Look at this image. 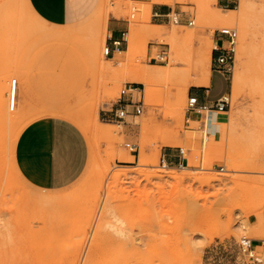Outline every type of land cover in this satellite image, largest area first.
I'll return each mask as SVG.
<instances>
[{
	"label": "rangeland",
	"instance_id": "374dc122",
	"mask_svg": "<svg viewBox=\"0 0 264 264\" xmlns=\"http://www.w3.org/2000/svg\"><path fill=\"white\" fill-rule=\"evenodd\" d=\"M22 1L0 0V264L246 262L240 240L261 234L264 239V54L250 50L253 20L264 12V0L230 3L236 10L249 9L246 32L240 23L221 28L212 20L210 12L229 9L216 2L205 8L195 0L150 7V0H99L92 13L72 22L78 32L69 33L68 41L58 34L61 25L46 23ZM154 4L185 21L157 25ZM140 8L149 21L137 24L133 16ZM110 14L130 24L128 50L114 59L104 54ZM189 19L195 21L191 27ZM151 28L163 35L193 31L197 37L161 42L148 33ZM232 30L238 45L226 80L230 104L214 112L211 119L219 125L210 131L197 114L188 126L192 82L203 69L212 73L214 35ZM209 41L211 56L202 60L200 43ZM160 50L167 52L166 61L155 59ZM153 68L167 74L151 80L148 89L138 79ZM20 74L29 93L22 87L10 110V82L19 81ZM130 85L143 113L121 122L105 119L103 111ZM221 85L225 81L216 75L212 92ZM56 99L70 105L49 108L71 111L61 118L84 132L89 157L76 182L50 191L21 177L16 148L27 126L48 118L36 112ZM28 102L33 107L25 109ZM97 120L100 134L94 132ZM177 148L186 151L188 164L163 168L164 154ZM109 208L113 214L107 216ZM256 252L264 259V247Z\"/></svg>",
	"mask_w": 264,
	"mask_h": 264
},
{
	"label": "crops",
	"instance_id": "0c3cea01",
	"mask_svg": "<svg viewBox=\"0 0 264 264\" xmlns=\"http://www.w3.org/2000/svg\"><path fill=\"white\" fill-rule=\"evenodd\" d=\"M28 1L31 9L33 8L46 23L63 27V30H60L58 34L66 41H68L69 33L78 32L77 27H74L72 22L84 19L96 9L99 2V0H24L22 2L29 6ZM232 2L234 0L216 1L218 6L229 8L228 10L236 9L231 8L230 3ZM170 11V8L154 4L152 14L154 20L157 21L156 24L160 25L167 22L166 16ZM182 17L185 21V17ZM104 27L105 29L107 27L108 33L106 45L111 48L107 58L114 59L118 53L128 50L127 38L130 24L128 21L110 14ZM116 40L121 41L119 50H116L112 44ZM223 40L225 38L222 33L214 35L216 46H220ZM216 75L225 81V86L223 88L221 85L213 93ZM226 80L227 77L212 70L209 83L197 84L196 81L192 82L194 86L189 94L196 95L201 103H212L226 94ZM22 87L26 88L28 94L30 88L27 86L24 76L20 74V80L17 81V98ZM131 96L134 97L133 92ZM69 105V103L59 99L45 104L43 107L47 109L43 110V108L36 113L48 118L30 124L22 132L16 148L17 164L21 171H18L19 174L28 184L31 185L32 183L50 191L60 190L76 182L84 172L89 157V145L84 132L73 122L61 118L62 115H72L71 111L49 108ZM28 107H33V104L28 102L25 109ZM113 109L114 104L109 110L103 111V115H108L107 112ZM164 156L171 161H177L176 150H171Z\"/></svg>",
	"mask_w": 264,
	"mask_h": 264
},
{
	"label": "built area",
	"instance_id": "2783aa9c",
	"mask_svg": "<svg viewBox=\"0 0 264 264\" xmlns=\"http://www.w3.org/2000/svg\"><path fill=\"white\" fill-rule=\"evenodd\" d=\"M167 20L174 24H182L184 22L180 13L171 10L167 16ZM189 26H193L195 21L192 19L187 20ZM225 40L221 41L220 46L214 48V54L212 57L213 70L225 77H227L232 71V64L235 61L237 52V37L238 33L236 30L228 32H222ZM125 40L126 36L124 35ZM113 47L119 50L121 47V41L116 40L112 42ZM111 48L106 45L104 54L106 57L109 56ZM168 54L164 50L158 51L157 57L155 59H160L161 61H166ZM15 84V83H14ZM135 90L130 86H126L125 89L121 91L120 97L114 104V109L108 111V115L104 116L105 119L113 121H124L130 115H141L144 111V104L141 100H135V97L131 96L132 91ZM230 104V97L228 94H224L212 103H201L196 95L188 94L187 97V111L190 115L186 118L185 122L188 126L194 121L192 119V114H197L207 117L214 112L225 111ZM12 109H14V102H12ZM204 125L198 126L200 129ZM205 130H211V125L207 123L205 125ZM125 146L130 151H136L137 145L126 143ZM177 161H171L167 157L163 156L161 159V164L163 168H167L173 164H177L179 167L184 168L185 164H188V158L186 157V151L183 148L176 149ZM264 247V239H250L243 237L238 243L239 250L247 256L248 260L243 264H264V259L257 255L256 248Z\"/></svg>",
	"mask_w": 264,
	"mask_h": 264
},
{
	"label": "bare ground",
	"instance_id": "6f19581e",
	"mask_svg": "<svg viewBox=\"0 0 264 264\" xmlns=\"http://www.w3.org/2000/svg\"><path fill=\"white\" fill-rule=\"evenodd\" d=\"M178 1L179 0H150V1L147 2V4L149 5L148 7H150V5L152 3H155V2L156 3H162V4H168V5H174ZM195 1H196L197 4L199 3L198 5L200 7H202V5H203L206 8V6L207 7L211 6V4H214L217 0H195ZM141 7H142V5H141ZM210 13H211V15L209 17L212 20H214L215 22H218L221 25V28H222V26H225V25H226L225 27H227V25H235L237 23H240L242 25V27H243L242 30L244 32H246L247 26L249 25L248 24V19H249V16H250V11H249V9L247 7H244V6L241 7L239 10H236V9H232V10L222 9L220 11H217V12L216 11H214V12L212 11ZM226 13H232V14H235V15L226 16V15H224ZM115 17L118 18V16H115ZM133 17H134L135 23H137V24L141 20L149 21L148 18H146V17H144L142 15V8H140V11L138 12V14H134ZM223 24H225V25H223ZM253 24H254V26L256 28V33L254 34V36H252V46H251L250 50H251V52H258V53L264 54V12L262 14H258L257 13L255 15V18L253 20ZM152 26L153 25H151V27ZM152 29L153 28H151L150 30L148 29V33L152 37L153 36L157 37L159 39V41L161 40V42L174 43V42H177V41H179L181 39H193L194 40V38L197 37L196 34H194L193 31L191 33H188V31L186 30L184 33H179L176 30H174V31H172L171 33H169L167 35H163V34L155 33L154 30H152ZM127 40H128V38H127ZM200 44L199 45H200V56H201V59L203 60V59L209 58V56H211V53H212V41L205 42V43H200ZM214 47H215V45H214ZM201 72H202V76H201V78L197 79L196 83L197 84H208L209 83V79H210V73L208 72L207 69H203ZM166 74L167 73L165 71H163L161 69H156V68H153V69H150V70H144L141 73V75L139 76L138 82L144 84L149 89L151 80L157 79V78L162 77V76H164ZM17 81L18 80L16 78H13L11 80V82H10L9 103H8V107H9L10 110H13L12 109V102H14V109H15V105H16V102H17L16 101L17 100ZM136 90H138V89H136ZM2 111H3V107L1 106V103H0V113ZM212 114H214V113H212ZM211 115L208 116L207 120H206L208 125L210 124L211 127L213 125H219L218 121H216L214 119H211ZM19 121H21V120H19ZM101 124L102 123H100V121H98V120L96 121L95 126H94V132L95 133H97V134L101 133V127H102ZM208 131H210V130H208ZM163 176H164V174L161 173L160 177H163ZM112 210H113L112 208H109V210H107L108 211V212H106L107 216H108V213L109 214H113ZM113 216H116V215H113ZM102 219L103 218H101L100 221H102ZM103 221L99 225H102V223H104ZM105 224L109 225L108 222L107 223L105 222ZM262 235L263 234H261V236ZM261 236H260V238H261Z\"/></svg>",
	"mask_w": 264,
	"mask_h": 264
}]
</instances>
